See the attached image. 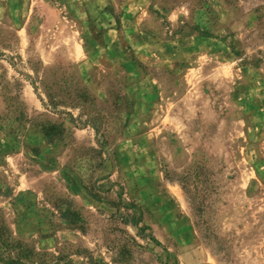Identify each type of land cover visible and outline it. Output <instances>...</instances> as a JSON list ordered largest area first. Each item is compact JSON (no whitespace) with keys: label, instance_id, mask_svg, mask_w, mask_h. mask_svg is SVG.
<instances>
[{"label":"rangeland","instance_id":"obj_1","mask_svg":"<svg viewBox=\"0 0 264 264\" xmlns=\"http://www.w3.org/2000/svg\"><path fill=\"white\" fill-rule=\"evenodd\" d=\"M64 81L96 123L42 105ZM0 236L30 263L264 264V0H0Z\"/></svg>","mask_w":264,"mask_h":264},{"label":"trees","instance_id":"obj_2","mask_svg":"<svg viewBox=\"0 0 264 264\" xmlns=\"http://www.w3.org/2000/svg\"><path fill=\"white\" fill-rule=\"evenodd\" d=\"M42 87L44 88V94L46 100L41 98L43 106H49L56 111L57 114H64L68 116V119L73 124H83L82 122L96 123L98 121V116L101 115L99 110H93L95 108L94 98L87 91L85 87H76L75 89L68 86L65 81L61 84L54 83L52 86L48 87L47 85L41 82ZM66 109H71V111H66ZM72 110H79L81 112L80 116L76 117ZM94 127V125H93ZM55 128L51 126V129ZM96 129V127H94ZM50 129V128H49ZM49 129H45V132L48 134ZM62 135L63 130L58 132ZM1 243L3 245V250L5 253L9 254L8 251L14 247L13 242L2 239L0 236ZM25 251H21L17 257L2 256L0 253V264H40V263H30L24 262L25 258H29L25 255ZM30 259V258H29Z\"/></svg>","mask_w":264,"mask_h":264}]
</instances>
